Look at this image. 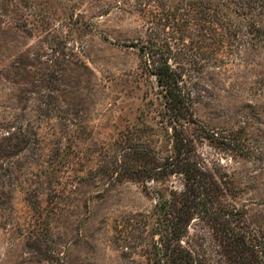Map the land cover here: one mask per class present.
Segmentation results:
<instances>
[{
	"label": "rangeland",
	"instance_id": "rangeland-1",
	"mask_svg": "<svg viewBox=\"0 0 264 264\" xmlns=\"http://www.w3.org/2000/svg\"><path fill=\"white\" fill-rule=\"evenodd\" d=\"M150 40L185 67L188 130L234 138L195 148L264 233V0H0V264L151 263L118 226L181 181L117 175L127 149L169 153L165 133H129L158 121L132 48Z\"/></svg>",
	"mask_w": 264,
	"mask_h": 264
},
{
	"label": "trees",
	"instance_id": "trees-1",
	"mask_svg": "<svg viewBox=\"0 0 264 264\" xmlns=\"http://www.w3.org/2000/svg\"><path fill=\"white\" fill-rule=\"evenodd\" d=\"M132 48L138 50L144 70L154 78L159 110L156 127L143 126L129 133L138 139L148 133H165L169 153L161 159L145 146L127 149L123 170L117 175L144 185L177 177L181 188L155 190L152 211L124 220L119 232L127 231V237L132 236L129 241L145 245L150 264H264V233L246 221L244 211L227 202L234 194L228 173L216 163L200 160L195 148L204 136L234 148V138L228 141L199 127L188 130L195 121L185 67L176 61L167 42L150 40ZM129 161L141 166L131 171ZM193 225L200 227L197 234H190Z\"/></svg>",
	"mask_w": 264,
	"mask_h": 264
}]
</instances>
